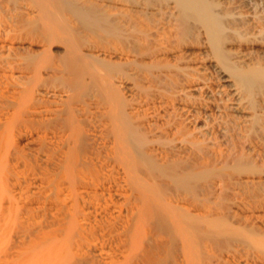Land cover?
Segmentation results:
<instances>
[{
    "label": "bare ground",
    "instance_id": "obj_1",
    "mask_svg": "<svg viewBox=\"0 0 264 264\" xmlns=\"http://www.w3.org/2000/svg\"><path fill=\"white\" fill-rule=\"evenodd\" d=\"M0 264H264V0H0Z\"/></svg>",
    "mask_w": 264,
    "mask_h": 264
}]
</instances>
